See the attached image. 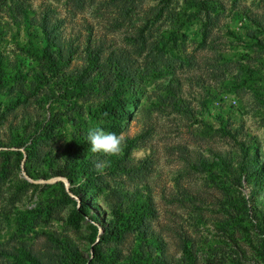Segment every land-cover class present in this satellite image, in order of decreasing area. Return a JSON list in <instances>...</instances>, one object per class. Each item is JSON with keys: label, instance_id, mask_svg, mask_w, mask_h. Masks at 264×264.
Instances as JSON below:
<instances>
[{"label": "rangeland", "instance_id": "1", "mask_svg": "<svg viewBox=\"0 0 264 264\" xmlns=\"http://www.w3.org/2000/svg\"><path fill=\"white\" fill-rule=\"evenodd\" d=\"M0 74V264H264V0H0ZM117 86L110 163L82 135Z\"/></svg>", "mask_w": 264, "mask_h": 264}, {"label": "trees", "instance_id": "2", "mask_svg": "<svg viewBox=\"0 0 264 264\" xmlns=\"http://www.w3.org/2000/svg\"><path fill=\"white\" fill-rule=\"evenodd\" d=\"M199 3V1H198ZM9 5V4H7ZM8 7L7 10L10 12V17L11 20L14 24L18 25L19 24V16L17 14L20 13L19 11V6H14ZM46 40V46H56L54 42L53 37H49L48 35L44 36ZM27 50L33 54L38 55V51L41 50L43 53H46V47L43 48H38L36 46H33L32 42H29L27 44ZM58 48V47H57ZM60 53V50H58ZM5 79L4 77L0 74V87L5 85L4 83ZM133 97L134 95L132 93L128 94H123V91L120 86H117L112 89L111 94L108 96V100H105L100 106L98 112L102 117H105L109 120V123L107 125V128L110 132H114L116 134L119 133L120 131V123L125 116L124 113H126L127 108L133 105ZM15 103H10L8 107H14ZM8 109V108H7ZM88 133L86 132L85 134L82 135V146L88 148L91 150V146L88 143ZM24 141H20L19 145H22ZM250 147L247 146L246 149L244 150V158L243 161L240 165L242 171L245 173L246 180L249 183H258L264 180V169L262 165L259 163L258 160V153H257V148H254V151L250 152ZM109 161L110 163L113 162L114 160L120 161L121 158H117L116 155H109ZM83 164V163H82ZM80 160L77 159V154L74 152H69L68 157L65 161V164L63 165L62 170L60 171V174L62 176H69L73 177L77 174V168L82 166ZM116 164V163H114ZM113 164V165H114ZM90 191V190H88ZM78 193V192H77ZM248 206L247 204L244 205V209L246 211V214H248L247 210ZM121 212H118V210H114L112 212L113 218L107 223V225L103 224L102 222H99V220L95 219L101 225L103 228L105 226V232L108 233H119L118 235H122V233L128 229L132 223L134 222L133 220H128L126 222L123 221V215ZM143 216L142 213H139L135 219H141ZM249 216V215H248ZM125 223V224H124ZM252 223V222H251ZM253 225V223H252ZM259 227V224L256 225ZM255 226V227H256ZM97 254V253H96ZM24 258L27 257V254H24ZM78 256V255H76ZM29 257V256H28ZM97 257V255L95 256ZM35 262V260H34ZM74 264H85L87 261L83 260L80 257H76V259H73ZM88 264H92L91 262H88ZM206 264H214L213 260L208 258Z\"/></svg>", "mask_w": 264, "mask_h": 264}, {"label": "clouds", "instance_id": "3", "mask_svg": "<svg viewBox=\"0 0 264 264\" xmlns=\"http://www.w3.org/2000/svg\"><path fill=\"white\" fill-rule=\"evenodd\" d=\"M87 139L93 153L117 155L121 151L122 137L114 132L94 128L89 131Z\"/></svg>", "mask_w": 264, "mask_h": 264}, {"label": "water", "instance_id": "4", "mask_svg": "<svg viewBox=\"0 0 264 264\" xmlns=\"http://www.w3.org/2000/svg\"><path fill=\"white\" fill-rule=\"evenodd\" d=\"M25 179H28L27 175H25ZM55 180H62V181H64L66 187L68 188V182L66 181L65 178H63V177H57V178H55ZM69 193H70V191H69ZM96 241H98V238L95 240V242ZM85 264H88V262H86Z\"/></svg>", "mask_w": 264, "mask_h": 264}]
</instances>
